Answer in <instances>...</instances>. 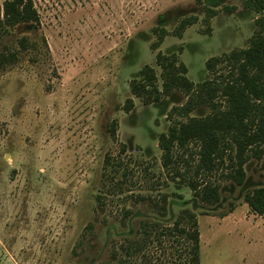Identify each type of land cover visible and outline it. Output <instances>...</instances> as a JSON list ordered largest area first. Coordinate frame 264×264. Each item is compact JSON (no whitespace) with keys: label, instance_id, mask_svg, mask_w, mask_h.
<instances>
[{"label":"rangeland","instance_id":"rangeland-1","mask_svg":"<svg viewBox=\"0 0 264 264\" xmlns=\"http://www.w3.org/2000/svg\"><path fill=\"white\" fill-rule=\"evenodd\" d=\"M243 1L32 0L38 26L0 29V55L16 56L0 67V264H190L170 231L183 209L196 217L199 264H264V217L244 202L264 186V155L245 164L244 187L215 174L219 202L200 203L158 146L186 120L171 115L186 93L147 104L131 93L146 67L161 89L158 53L195 85L225 72L205 64L248 47L256 16ZM207 8L220 10L208 23ZM188 17L196 23L178 35Z\"/></svg>","mask_w":264,"mask_h":264},{"label":"trees","instance_id":"trees-1","mask_svg":"<svg viewBox=\"0 0 264 264\" xmlns=\"http://www.w3.org/2000/svg\"><path fill=\"white\" fill-rule=\"evenodd\" d=\"M243 6L256 16L248 47L212 58L205 64L209 72L217 74L218 65L225 66V72L220 69L215 78L195 85L187 77V68L178 63L174 55L158 53L156 64L161 69V89L156 87V77L150 67L140 71V79L131 84V93L143 98L146 104L159 102L162 96L176 89L186 93V102L172 108L171 113L186 120L177 122L162 134L158 146L162 151V166L172 169L179 182L206 205H215L220 200V186L213 180L215 174L225 173V179L244 187L245 164L250 159L260 160L264 155V0H244ZM220 10L232 9L223 7ZM220 10L207 8L203 21L208 23ZM194 23L196 18H184L176 33L181 35ZM23 25H39L32 0H0V29ZM163 35V31L157 33V43L162 41ZM18 44L22 50L29 47L26 38H21ZM15 59L14 54L0 55V67ZM123 107L125 112H130L133 101L126 100ZM201 107L209 109L205 117L189 116ZM110 133L112 136L116 133L115 122ZM190 144H195L194 151L188 150ZM244 202L252 214L264 217V186L246 192ZM170 231L187 242L190 264H199L195 214L183 209L173 220Z\"/></svg>","mask_w":264,"mask_h":264}]
</instances>
